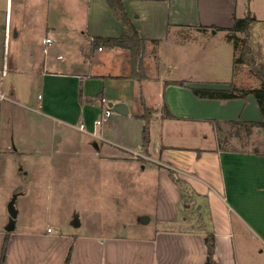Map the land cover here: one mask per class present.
Wrapping results in <instances>:
<instances>
[{
    "label": "crops",
    "instance_id": "1",
    "mask_svg": "<svg viewBox=\"0 0 264 264\" xmlns=\"http://www.w3.org/2000/svg\"><path fill=\"white\" fill-rule=\"evenodd\" d=\"M122 3L146 39L142 64L135 70L128 49L93 43L95 37H118L123 32L107 0H0V78L4 82L0 81L6 87L5 79L12 73L31 78L41 93L36 102L40 110L28 106L30 110L57 126L77 129L85 124L88 131L81 132L94 140L91 156L96 165L111 164L108 170L123 172L129 179L133 174L126 160L131 152L149 158L139 163L141 173L136 178L141 180L147 169L154 174L150 185L154 208L144 215L150 221L133 222L130 227L136 235L132 236L46 229L7 232L1 225L0 264H64L70 247L69 264H200L207 257L209 232L215 234V258L220 264H264V152L221 147L217 127L228 130L260 122L259 106L252 94L212 99L192 92V87L226 89L231 84L241 88L234 78L238 64L234 65L227 29L235 18L250 13L257 20L251 36L253 31L256 34L257 24L264 21V0ZM38 22L40 27L34 30L45 35L36 47L46 46V55L36 53L33 41H25L31 28L26 25ZM260 35L250 40L264 58V29ZM45 37L53 43L44 44ZM12 44L14 54H10ZM50 46L54 47L48 52ZM14 93L12 89L10 94ZM109 102L125 103L128 115L113 112L96 126ZM144 108L154 111L147 146L142 142L145 121L139 117ZM167 110L171 116H166ZM211 138L215 144L203 146ZM174 139L190 142L175 144ZM170 169L188 183L194 196L207 200L209 221L204 220L203 228L191 227L193 220L184 213L183 194ZM91 171L100 170L91 167Z\"/></svg>",
    "mask_w": 264,
    "mask_h": 264
},
{
    "label": "rangeland",
    "instance_id": "2",
    "mask_svg": "<svg viewBox=\"0 0 264 264\" xmlns=\"http://www.w3.org/2000/svg\"><path fill=\"white\" fill-rule=\"evenodd\" d=\"M38 25L39 22L35 26L31 23L26 25L31 28L26 30L25 41H33L36 53L41 51L46 55L43 51L46 46L36 47L45 35L34 30V27H40ZM263 29L264 21L257 24V33L253 31L251 38L259 39ZM249 41L256 61L255 68H259L264 58L258 51L259 46ZM13 47L12 44L10 54L14 51ZM53 47H48L47 51ZM244 65L246 67L238 64L234 72L237 84L240 81L242 85L240 89L260 87L261 81L252 74L251 64ZM0 80L4 82V79ZM5 84L9 93L14 90V96H11L16 103H0V226L6 228L9 224L8 204L17 195L14 203L17 211L15 230L51 228L53 232L61 233L90 231L136 235L130 225L144 221L148 217L144 216L145 213L153 211L156 199L150 186L153 172L147 169L141 180L136 178L141 173L139 163H145L144 158L132 155L126 160L133 174L129 179L123 172L108 170L113 167L111 164L99 162L96 165L95 158L91 156L95 150L92 138L77 129L57 126L46 121L39 111L30 110L28 106L38 109L36 102L41 89L37 83H32L29 77L14 76L12 73L5 79ZM217 127L221 147L264 152V127L245 125L228 130H221L220 125ZM171 136L177 137L175 133ZM172 142L185 144L190 141L174 139ZM213 144L215 142L211 138L204 141L203 146ZM91 167H97L99 173H92ZM103 167L107 170L102 171ZM193 194L191 200L183 202L184 213L193 220V229H201L204 220L209 221L207 200ZM77 221L79 225H76Z\"/></svg>",
    "mask_w": 264,
    "mask_h": 264
},
{
    "label": "trees",
    "instance_id": "3",
    "mask_svg": "<svg viewBox=\"0 0 264 264\" xmlns=\"http://www.w3.org/2000/svg\"><path fill=\"white\" fill-rule=\"evenodd\" d=\"M110 8L112 9L114 15L122 22L123 32L118 37H95L93 39L94 45H105L108 47H122L130 51L132 57V64L134 70L136 66L142 64V49L146 39L138 31L135 25L132 23V19L127 15L124 10L122 0H107ZM256 18L250 13L243 18H235L234 25L232 28L227 29V38L232 41L234 47V65L240 63L251 64V72L261 81V85L258 88L252 89H237L235 86L231 85L226 89H209L192 87V92L200 98H212V99H233V98H245L248 94H252L259 106V111L262 114V120L260 122L249 123L251 126H262L264 127V63L259 65V68H255V59L252 52V44L250 43L251 38V26L256 22ZM243 35V36H241ZM260 51V50H258ZM175 84L183 85V82L176 81ZM152 109L144 108L143 113L139 115L144 119L145 123L142 129V142L144 146H147L150 141V121L152 118ZM166 116H171L168 110L166 111ZM248 125V126H250ZM170 176L172 180L179 186L182 192V201L186 199H192V190L188 183L180 178H176L173 175V171L170 169ZM3 252H2V262L5 260L7 246H8V236L5 239ZM205 243L207 248V257L203 263L200 264H220L215 258V246L216 237L213 232L206 234ZM72 247H70L68 254L65 258L64 264H69L70 255Z\"/></svg>",
    "mask_w": 264,
    "mask_h": 264
},
{
    "label": "built area",
    "instance_id": "4",
    "mask_svg": "<svg viewBox=\"0 0 264 264\" xmlns=\"http://www.w3.org/2000/svg\"><path fill=\"white\" fill-rule=\"evenodd\" d=\"M43 43L44 44H52L53 43V40L51 37H45L43 38ZM59 58H61V56H59ZM3 76L6 75V72L3 71ZM4 102H8V103H16V101L12 98L11 94L8 92L7 88L5 87V85L0 81V103H4ZM113 114L112 110L107 107L102 116L99 117L97 120H95V125L99 126L101 125L104 121H106L108 118L111 117V115ZM77 129H79L80 131H83V132H86L88 131L85 124H81L77 127ZM135 157L136 156H140V157H143V158H147L144 154H141L140 152H136V151H132L131 152ZM149 159V158H147ZM48 232H52L51 228H48L47 229Z\"/></svg>",
    "mask_w": 264,
    "mask_h": 264
},
{
    "label": "water",
    "instance_id": "5",
    "mask_svg": "<svg viewBox=\"0 0 264 264\" xmlns=\"http://www.w3.org/2000/svg\"><path fill=\"white\" fill-rule=\"evenodd\" d=\"M108 107L112 110V112L117 113V114L128 115V113H129L128 106L125 103H118L117 104V103L109 102L108 103ZM16 197H17V195H15L12 198L11 202H9V204H8V210H9V213H10V220H9V224L5 228V230L7 232H13L15 230V219H16V216H17V211H16V209L14 207V203H15ZM149 221H150V218L148 216L142 222L143 223H149ZM76 225H79L78 221H77Z\"/></svg>",
    "mask_w": 264,
    "mask_h": 264
}]
</instances>
